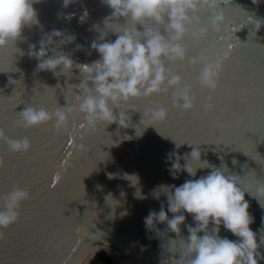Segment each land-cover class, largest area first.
<instances>
[{
    "label": "water",
    "instance_id": "1",
    "mask_svg": "<svg viewBox=\"0 0 264 264\" xmlns=\"http://www.w3.org/2000/svg\"><path fill=\"white\" fill-rule=\"evenodd\" d=\"M221 6L225 19L218 32L199 42L190 37L184 40L189 57L206 53L221 58L217 90L209 92L199 85V65L187 60L168 64L171 71L192 85L197 97L194 110L182 113L173 107L170 94H159L122 104L123 125L114 122L90 131L83 114L75 112L68 130L58 132L51 123L26 128L19 113L27 106L52 111L77 103L83 65L99 59V53L91 48V42L99 36L94 26L104 29V20L112 10L101 0H74L67 7L63 0L34 4L39 23L24 28L23 38L16 44L20 51L0 49V128L12 138L28 137L32 145L27 153H13L0 140V196L14 185L30 193L20 207L18 221L0 229L4 232L0 264H72L76 245L84 234L95 235L106 249L113 248V257L109 251L98 254L110 257L112 264H148L147 254L159 264L162 255L179 258L178 253L164 252L161 241L146 230L144 217L150 210L158 211L161 204L167 209L166 195L161 193L159 199L153 195L158 186L180 185L210 171L199 169L197 177L187 172L176 177L170 174L167 154L179 153L183 164L184 154L192 148L188 143L199 145L202 159L216 166L222 157L234 174L255 171L258 177H264V25L255 32L249 23L250 16L264 18V0L258 5L252 0H221ZM200 16L207 23L209 14L202 11ZM54 29L74 36L64 43L56 38L54 46L71 54L75 63L83 64L81 70L74 67L71 74L58 76L36 70L38 60L29 53L38 51L41 39ZM116 36L109 31L105 38L115 40ZM78 44L82 46L79 50ZM209 96L212 107L206 109ZM156 105L168 109V118L137 136L143 113ZM175 141L185 143L177 148ZM81 144L87 148L82 149ZM131 175L137 178L128 177ZM137 192L143 198H138ZM109 193L113 198L106 200ZM245 198L254 217L250 227L259 242L260 233L264 235V207L247 193ZM188 224L194 225V221L186 214L185 225L181 226L184 237ZM158 227L163 230L165 225ZM169 235L175 238L176 234ZM220 235L237 239L223 226ZM117 244L123 247L114 248ZM259 251L262 256L258 264H264V244ZM94 257L88 264H93ZM165 264L172 262L166 260Z\"/></svg>",
    "mask_w": 264,
    "mask_h": 264
},
{
    "label": "clouds",
    "instance_id": "2",
    "mask_svg": "<svg viewBox=\"0 0 264 264\" xmlns=\"http://www.w3.org/2000/svg\"><path fill=\"white\" fill-rule=\"evenodd\" d=\"M39 2L41 0H0V49H18L16 44L23 38L24 28L39 23L34 7ZM73 2L63 0V6L67 7ZM101 2L112 12L104 20V29L94 26L99 36L91 42V48L99 53L98 60L90 65L75 63L71 54L54 46L56 38L64 43L74 40V36L55 29L41 39L38 51L29 53L38 60L37 71H51L57 76L61 73L69 75L74 67L81 70V65L85 66V71H81L83 81L78 85L81 94L77 95L76 104L59 106L52 111L45 107L27 106L19 113L24 127H41L51 123L56 131H67L70 118L75 112L83 114L90 131L99 125L107 126L114 122L123 125L120 112L122 104L159 94H170L173 107L182 113L190 112L197 103L192 85L185 83L179 73L171 71L169 63L187 60L192 65H199V85L209 92L217 90L218 76L222 69L221 58L206 53L189 57L184 40L190 37L199 42L222 28L225 17L221 0ZM252 2L258 5L261 0ZM202 11L209 14L207 23L201 20ZM86 15L80 17L81 22ZM249 23L254 25V31L257 32L264 25V18L250 16ZM109 31L117 33L115 40L105 38ZM81 47L78 44L77 50ZM211 107L209 96L205 108ZM167 118L166 107L156 105L147 108L138 124L141 131L138 133L136 128L137 136L142 135L149 126H155ZM0 140L13 153H27L32 147L28 137L12 138L2 128ZM175 142L177 148L185 143ZM188 144L192 148L184 154L183 164L179 153L167 154L170 174L176 177L181 172H187L190 177H197L199 169L210 171L198 178L186 179L180 185H160L153 190L157 199L161 193L166 195L167 209L161 204L158 211L150 210L144 217L145 228L161 241L165 253L179 254V258L173 259L162 255L161 264H165L166 260L172 264H258L262 256L259 248L264 244V235L260 233L258 242L257 233L250 227L254 217L249 211L250 203L245 194L264 207V177H258L255 171H249L243 176L234 174L222 157L221 164L216 166L202 159L199 145ZM80 147L86 149L87 145L81 144ZM2 163L0 160V166ZM232 163L235 164L236 160L233 159ZM112 175L109 174L110 177ZM133 176L136 177H128ZM136 195L143 198L138 192ZM109 196L112 197L111 193L106 200ZM29 198V191L18 185L0 196V229H8L18 221L20 207ZM186 214L191 215L194 225H186L188 235L184 237L181 235V226L185 225ZM158 224H164L165 228L161 230ZM221 226L237 239L222 237ZM170 233H175V238ZM3 238L4 232L0 231V240Z\"/></svg>",
    "mask_w": 264,
    "mask_h": 264
},
{
    "label": "bare ground",
    "instance_id": "3",
    "mask_svg": "<svg viewBox=\"0 0 264 264\" xmlns=\"http://www.w3.org/2000/svg\"><path fill=\"white\" fill-rule=\"evenodd\" d=\"M102 246V243L98 238L94 236H86L84 234L83 239L76 245L72 264H88L90 259L96 256ZM123 247L121 244H117L114 248ZM109 255L113 257V248H110ZM148 264H159L154 263L147 254Z\"/></svg>",
    "mask_w": 264,
    "mask_h": 264
},
{
    "label": "trees",
    "instance_id": "4",
    "mask_svg": "<svg viewBox=\"0 0 264 264\" xmlns=\"http://www.w3.org/2000/svg\"><path fill=\"white\" fill-rule=\"evenodd\" d=\"M104 249H106V248H104ZM104 249L102 251H108V249H106V250H104ZM97 260L100 261L98 264H112L110 257H108L104 254L96 256L94 261H97Z\"/></svg>",
    "mask_w": 264,
    "mask_h": 264
},
{
    "label": "rangeland",
    "instance_id": "5",
    "mask_svg": "<svg viewBox=\"0 0 264 264\" xmlns=\"http://www.w3.org/2000/svg\"><path fill=\"white\" fill-rule=\"evenodd\" d=\"M103 249H104V246L102 245L101 248H100V250H99V252H101ZM108 250H110V248H109ZM99 252H98V254H99ZM98 254H97V255H98ZM95 257H96V256H95ZM95 257H94L93 261L95 260Z\"/></svg>",
    "mask_w": 264,
    "mask_h": 264
},
{
    "label": "flooded vegetation",
    "instance_id": "6",
    "mask_svg": "<svg viewBox=\"0 0 264 264\" xmlns=\"http://www.w3.org/2000/svg\"><path fill=\"white\" fill-rule=\"evenodd\" d=\"M99 262H100V261L97 260V261H94L93 264H98Z\"/></svg>",
    "mask_w": 264,
    "mask_h": 264
},
{
    "label": "snow or ice",
    "instance_id": "7",
    "mask_svg": "<svg viewBox=\"0 0 264 264\" xmlns=\"http://www.w3.org/2000/svg\"><path fill=\"white\" fill-rule=\"evenodd\" d=\"M80 127L82 128V127H84V125L81 124ZM68 143H71V141H68Z\"/></svg>",
    "mask_w": 264,
    "mask_h": 264
}]
</instances>
